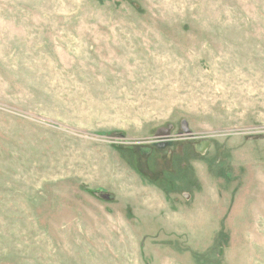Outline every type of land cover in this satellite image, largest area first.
<instances>
[{
	"label": "rangeland",
	"instance_id": "rangeland-1",
	"mask_svg": "<svg viewBox=\"0 0 264 264\" xmlns=\"http://www.w3.org/2000/svg\"><path fill=\"white\" fill-rule=\"evenodd\" d=\"M0 264H264V0H0Z\"/></svg>",
	"mask_w": 264,
	"mask_h": 264
},
{
	"label": "flooded vegetation",
	"instance_id": "flooded-vegetation-1",
	"mask_svg": "<svg viewBox=\"0 0 264 264\" xmlns=\"http://www.w3.org/2000/svg\"><path fill=\"white\" fill-rule=\"evenodd\" d=\"M182 129V128H181ZM182 135H187L183 129L182 130H177V132H175V135L171 134V129L170 128H160L159 134L157 135V133L154 135V139L151 142V146L154 147L155 150H161V149H166V148H172V146H174L177 142V140H179L178 138ZM168 136V138H166ZM189 136V135H187ZM161 142H171L170 145H163ZM154 143V144H153ZM155 143H160L161 145H155ZM157 146H159L161 149H159ZM163 146V147H161ZM135 147V151H136ZM151 150V147H144L143 150H141V152H149ZM170 154H167V158H170Z\"/></svg>",
	"mask_w": 264,
	"mask_h": 264
},
{
	"label": "water",
	"instance_id": "water-1",
	"mask_svg": "<svg viewBox=\"0 0 264 264\" xmlns=\"http://www.w3.org/2000/svg\"><path fill=\"white\" fill-rule=\"evenodd\" d=\"M181 128L183 129V131L191 136V130L189 128V126L187 125L185 120H182L180 123ZM160 129L157 131V135L159 134ZM168 138V136L166 137ZM193 141H196L194 138H191ZM163 145H170L171 142H161ZM154 144V143H153ZM155 145H161L160 143H155ZM210 145V141L206 138H200L197 139V142L194 144V148L196 151L202 153L204 150H206L208 148V146ZM159 149H161L159 146H157ZM163 147V146H161ZM129 148H132V146H129ZM97 196L100 197L101 199H105V200H112L114 195L112 193H108V192H98Z\"/></svg>",
	"mask_w": 264,
	"mask_h": 264
}]
</instances>
